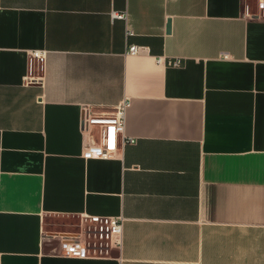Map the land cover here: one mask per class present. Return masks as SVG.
<instances>
[{"label": "crops", "instance_id": "crops-1", "mask_svg": "<svg viewBox=\"0 0 264 264\" xmlns=\"http://www.w3.org/2000/svg\"><path fill=\"white\" fill-rule=\"evenodd\" d=\"M248 7L0 0V264H264V18ZM124 101L134 143L85 158V112ZM87 216L123 218L111 257L61 255Z\"/></svg>", "mask_w": 264, "mask_h": 264}, {"label": "built area", "instance_id": "built-area-1", "mask_svg": "<svg viewBox=\"0 0 264 264\" xmlns=\"http://www.w3.org/2000/svg\"><path fill=\"white\" fill-rule=\"evenodd\" d=\"M257 11L248 13L252 17L264 18V0H256ZM111 18L122 19L127 24V35L134 31L129 26L130 15L127 10L111 11ZM142 47L132 44L129 46V54H139ZM47 58V50L33 49L29 51V74L25 78L26 83H40L42 77L33 76L38 71L42 73ZM158 63H164L169 67L179 68L183 65L181 58L164 59L157 58ZM130 106L124 101L115 108L111 115H94L85 112L82 118V132L88 137V144L84 151V157L109 159L119 151L121 145L133 139H126L125 119ZM97 130V131H96ZM123 218L107 216H87L84 220V228L80 233H68L62 235L61 255L75 259H99L111 257L113 251L120 250L123 242Z\"/></svg>", "mask_w": 264, "mask_h": 264}, {"label": "rangeland", "instance_id": "rangeland-1", "mask_svg": "<svg viewBox=\"0 0 264 264\" xmlns=\"http://www.w3.org/2000/svg\"><path fill=\"white\" fill-rule=\"evenodd\" d=\"M59 222H61L60 220L58 221V219H54L53 221H52V223H53V225L54 224H57V223H59ZM76 224H79L80 222H75Z\"/></svg>", "mask_w": 264, "mask_h": 264}, {"label": "water", "instance_id": "water-1", "mask_svg": "<svg viewBox=\"0 0 264 264\" xmlns=\"http://www.w3.org/2000/svg\"><path fill=\"white\" fill-rule=\"evenodd\" d=\"M171 30V21H169L168 25H167V31L170 32Z\"/></svg>", "mask_w": 264, "mask_h": 264}]
</instances>
